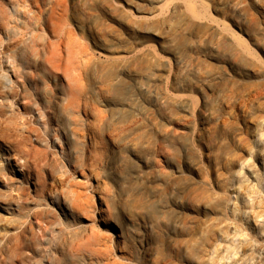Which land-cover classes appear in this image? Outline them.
Returning a JSON list of instances; mask_svg holds the SVG:
<instances>
[{
	"label": "rangeland",
	"instance_id": "1",
	"mask_svg": "<svg viewBox=\"0 0 264 264\" xmlns=\"http://www.w3.org/2000/svg\"><path fill=\"white\" fill-rule=\"evenodd\" d=\"M25 1L21 29L39 15L34 0ZM62 2L69 8L64 28L89 60L81 84L91 114L80 111L72 139L31 108L0 104V125L26 122L32 129L24 135L39 160L21 162L46 179L45 190L35 189L34 176L14 179L15 162L0 154V205L14 209L13 217L0 210V264H58L53 235L58 231L60 241L88 220L100 241L85 235L77 264L264 262V0ZM34 29L49 37L43 25ZM148 48L168 61L166 69L144 57ZM125 50L133 55L117 81L120 67L104 54ZM165 92L192 97L194 116L180 114ZM129 94L145 104V114L122 106ZM0 148L16 154L4 139ZM52 186L90 209L76 206L74 221L66 222L48 194ZM99 209L121 237L99 223ZM38 210L47 227L36 223Z\"/></svg>",
	"mask_w": 264,
	"mask_h": 264
},
{
	"label": "bare ground",
	"instance_id": "2",
	"mask_svg": "<svg viewBox=\"0 0 264 264\" xmlns=\"http://www.w3.org/2000/svg\"><path fill=\"white\" fill-rule=\"evenodd\" d=\"M22 1L8 0L9 6L0 2V36L4 35L5 38V42H3L0 37V104L15 102L23 105L26 111L31 108L42 115L43 119L45 118L47 125L63 129L65 133L72 135L73 139V135L81 126V120L78 118L80 111L82 110L87 116L91 114V105L81 84L82 69L89 60L75 34L64 28L69 8L62 0H34V3L31 2L38 8L39 15L36 14L38 16L34 15L28 18L25 22L26 29L19 28L20 23H23L21 19L22 12H24L21 9L22 3L26 2ZM39 25H43L49 37L37 33L34 28ZM229 30L232 34H237L234 29ZM11 43L14 45L12 46ZM250 53L258 61L261 60L257 52L251 50ZM173 54L175 57L178 56L177 51H173ZM132 55L133 52L126 50L120 51L114 56L104 54L109 63L120 67V72L114 77L115 80L120 81L126 74V64ZM144 57L149 58L163 69L168 67V61L157 55L152 48L146 50ZM204 63V60L199 62L200 65ZM243 68L246 71H251L253 66L250 63H245ZM261 69L264 71V67ZM141 89L138 86V90L141 91ZM164 95L165 99L170 100L176 106L180 114L186 117L194 116L196 108L195 100L192 97L170 94L169 92H165ZM122 106L130 108L131 113L134 114L143 115L146 113L145 104L135 94H129L123 98ZM214 108V103L208 105L209 111ZM25 114L27 113L23 112V115ZM26 129H28L27 133L32 130L26 122H23L22 125L13 123L0 125V139H4L16 151L15 155H9L0 148V154L8 161V165L12 160L15 162V166L11 165L9 169V173L14 179L25 180L34 176L36 178L35 189L45 190L46 179L43 180L38 169L27 165L25 161L21 162L22 160H39L37 157L39 150L28 142L29 136L24 135ZM186 147L190 149L194 147L193 138L188 140ZM43 160L46 159L43 158ZM52 187L48 192L52 203L62 212L66 222H70L71 219L74 221L73 211L80 207L76 205L75 200L74 203L70 198L63 197L59 187ZM73 198L75 199L74 195ZM4 205H0V210L8 217H13V207L10 204ZM80 209L88 211L90 208L82 207ZM97 214L100 216L99 223L107 228V231L121 237V234L116 231V225L112 224L105 211L99 209ZM34 219L36 223H42L45 227L49 225L45 223L39 210L34 212ZM94 223L95 221L88 220L87 223L81 224V229L69 231L67 238L61 233L62 240L60 241H58L57 231L53 235L55 239L53 242L56 243L55 246L58 249V254L53 253L54 261H57L58 264H77L80 259L77 252L84 236L90 234L92 238L100 241V233L95 229ZM40 231L44 232L42 226ZM104 239L106 242L103 252L107 254L110 249L109 243L113 242L114 236L110 235L109 239ZM101 264L118 263L101 261ZM254 264H264V262L254 261Z\"/></svg>",
	"mask_w": 264,
	"mask_h": 264
}]
</instances>
